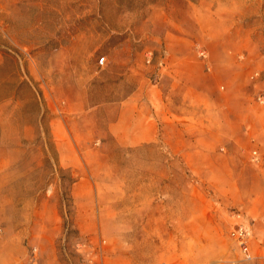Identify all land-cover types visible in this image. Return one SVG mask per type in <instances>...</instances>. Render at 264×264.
Segmentation results:
<instances>
[{
    "label": "rangeland",
    "instance_id": "rangeland-1",
    "mask_svg": "<svg viewBox=\"0 0 264 264\" xmlns=\"http://www.w3.org/2000/svg\"><path fill=\"white\" fill-rule=\"evenodd\" d=\"M261 88L264 0H0V264H264ZM195 105L249 176L151 145L164 124L195 134ZM170 164L185 174L151 177Z\"/></svg>",
    "mask_w": 264,
    "mask_h": 264
},
{
    "label": "crops",
    "instance_id": "crops-1",
    "mask_svg": "<svg viewBox=\"0 0 264 264\" xmlns=\"http://www.w3.org/2000/svg\"><path fill=\"white\" fill-rule=\"evenodd\" d=\"M179 73H182L184 75L187 72H191L190 69L186 68L184 65H182V69L178 71ZM184 85V84H183ZM185 86V85H184ZM211 101L210 103L213 104H221L224 105L225 102H223V99L217 95L216 93H213L211 95ZM230 108L232 111H238L237 110V102L235 100H229ZM232 103V105H231ZM212 107L213 105L210 104ZM233 106V107H232ZM189 110L193 111L194 113H198L200 115V118L198 121V128L196 129L195 134L191 135L187 132V129L185 128H178L176 131L173 126L170 124H164L161 127H154L156 133L158 134L156 137L151 138V145H154V142L157 141L158 144L161 146L166 147H173L176 150V147L182 146L183 149L180 150L181 157L178 158L180 162H183V164H186L189 162V160L194 163L195 169L197 172H199L200 175H204L206 177H209L210 175H229L232 173L233 170L229 168V166L236 162L235 159H224L219 157L217 154L213 153V146L214 143H217L219 140H226L228 143L230 141L227 137L223 138L220 135V132L222 130L219 128V125L217 123H212L210 121V118H208L209 111L207 110V107L202 108L199 105H195L193 107H188ZM211 108V107H210ZM235 108V109H234ZM216 112L214 108H212V111L210 113ZM237 113V112H236ZM204 115V116H203ZM207 119V121H206ZM221 130V131H220ZM161 134V136H159ZM136 145H143L144 142L141 141L136 142ZM230 146H233V144H228ZM169 149V148H168ZM193 151H200L201 154H198L195 159H191V153ZM173 151V149L171 150ZM194 157V156H193ZM238 164V162H236ZM236 168V167H235ZM185 169L180 167L179 169L175 168V165L170 164L167 166L166 170L157 171L154 173V169L152 166L151 169V177H157V178H170L173 179L177 175H184ZM236 172V173H235ZM234 174L238 175H245V173H248L246 171H241V169H237L236 171H233ZM250 174L248 173L247 176ZM171 188V187H170Z\"/></svg>",
    "mask_w": 264,
    "mask_h": 264
},
{
    "label": "built area",
    "instance_id": "built-area-1",
    "mask_svg": "<svg viewBox=\"0 0 264 264\" xmlns=\"http://www.w3.org/2000/svg\"><path fill=\"white\" fill-rule=\"evenodd\" d=\"M198 55L200 57V60L207 65L206 69L208 71H211L212 70V61L210 60L209 58V55H208V51L206 49H201L199 48L198 49ZM105 61V57H102L100 59V62L101 63H104ZM239 61L242 62L244 65L245 63L247 62V59H245V54H241L239 56ZM263 77V69H252L250 71V74H249V80L254 83L255 85L257 83H259V80ZM258 85V84H257ZM256 85V86H257ZM220 93L226 91L227 87L225 84H221L219 87H218ZM255 101L260 104V105H264V89L261 88V90L257 91L256 94H255ZM262 153L261 151L258 149V148H255L252 150V160L254 162H259L262 160ZM231 236L237 240L240 245L245 249H247V242L249 241L250 237H251V230L250 228H248V226L246 225H238L237 227H235L232 232H231ZM37 252V248H34L33 249V253L34 255L36 256Z\"/></svg>",
    "mask_w": 264,
    "mask_h": 264
}]
</instances>
